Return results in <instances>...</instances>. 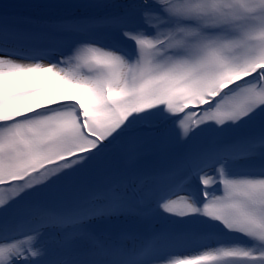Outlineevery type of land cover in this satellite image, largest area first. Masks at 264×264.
<instances>
[{"label": "snow or ice", "instance_id": "6c2138e0", "mask_svg": "<svg viewBox=\"0 0 264 264\" xmlns=\"http://www.w3.org/2000/svg\"><path fill=\"white\" fill-rule=\"evenodd\" d=\"M45 7L0 10V264H264V0Z\"/></svg>", "mask_w": 264, "mask_h": 264}, {"label": "bare ground", "instance_id": "6f19581e", "mask_svg": "<svg viewBox=\"0 0 264 264\" xmlns=\"http://www.w3.org/2000/svg\"><path fill=\"white\" fill-rule=\"evenodd\" d=\"M5 6H10L9 11H11L13 14L23 17L24 13L30 17H34L35 14H40V17H49V16H67V15H72L73 10L71 9H65V8H56V7H43V6H33L30 4H20V3H10L6 1H1L0 0V10L4 9ZM23 11V13H22ZM20 62H31V61H20ZM143 225L141 223H137L136 225L141 227H148L147 225V219L142 221ZM167 227H170L168 224H166ZM180 246V245H179ZM203 247V246H202ZM201 245H195L194 249L193 247L190 249H193L192 251H186V253H183V248L178 247L177 245H174L171 249V251L174 253L171 256V259L173 260H180L179 258H185L189 259L194 255H203L204 251H199V249L202 248Z\"/></svg>", "mask_w": 264, "mask_h": 264}, {"label": "rangeland", "instance_id": "374dc122", "mask_svg": "<svg viewBox=\"0 0 264 264\" xmlns=\"http://www.w3.org/2000/svg\"><path fill=\"white\" fill-rule=\"evenodd\" d=\"M43 64L47 65V63H43ZM212 135H213V133H211V132H206V133H204V134L202 135L201 139H202V140L210 139V138L212 137ZM150 160H151V157H147L145 162H148V161H150ZM5 195H7V193H5Z\"/></svg>", "mask_w": 264, "mask_h": 264}]
</instances>
